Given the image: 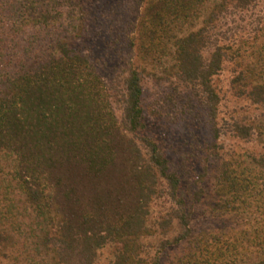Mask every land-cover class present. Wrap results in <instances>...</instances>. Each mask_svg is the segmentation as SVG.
<instances>
[{"label": "trees", "instance_id": "16d2710c", "mask_svg": "<svg viewBox=\"0 0 264 264\" xmlns=\"http://www.w3.org/2000/svg\"><path fill=\"white\" fill-rule=\"evenodd\" d=\"M140 1L131 47L213 112L208 153L219 173L210 214L236 227L194 231L180 177L153 140H136L146 128L140 70L126 81L120 117L114 81L73 47V29L60 28L77 10L64 12V2L82 8V0H0V246L29 264H94L114 245L113 264H148L143 239L160 233L168 237L149 264L166 254L168 264H264V119L220 123L213 83L231 61L238 96L264 108V25L255 39L216 33L227 14L264 0ZM222 137L258 139L263 150L231 151ZM161 200L172 206L152 220Z\"/></svg>", "mask_w": 264, "mask_h": 264}, {"label": "rangeland", "instance_id": "374dc122", "mask_svg": "<svg viewBox=\"0 0 264 264\" xmlns=\"http://www.w3.org/2000/svg\"><path fill=\"white\" fill-rule=\"evenodd\" d=\"M84 1V2H83ZM64 12L76 8L75 18L71 20L66 14L60 28L70 27L75 35L72 45L86 55L97 71L107 80L114 81L111 101L118 116L124 111L126 98V81L133 68L142 74L143 106L146 116V128L136 135V140L145 145L150 138L168 159L170 169L181 179V192L186 199V206L192 212V227L196 233L202 229L236 227L235 219L210 214L214 203L215 185L219 173V159L209 155L208 146L214 143L213 112L193 89L178 85L176 81L158 78L163 76L160 69L151 62L141 58L138 48L132 49V33L134 24L138 23V14L144 4L140 0H82V8L76 4L64 2ZM82 9H86L83 13ZM74 25V28L71 27ZM264 25V3L254 10L227 14L216 29L221 39L228 34L236 38H254L258 28ZM255 39V38H254ZM254 41V40H253ZM225 42V41H223ZM222 42V43H223ZM237 65L231 61L224 64L223 69L213 78L221 103L218 118L229 121L234 117L246 123L259 122L264 119V108L255 107L245 97H239L233 86L237 74ZM229 150L244 153L251 149L262 151V143L255 139L252 142L222 137ZM220 140V141H221ZM202 175V176H201ZM195 193H200L197 197ZM171 203L166 200L153 202L150 218L155 220L165 214ZM240 226L245 220L236 219ZM0 228L3 224H0ZM174 234L170 233L169 237ZM163 235L160 233L144 238L147 248L148 264L157 254ZM168 235L164 238H167ZM115 246L108 245L101 249L94 264H113ZM180 250H174L177 254ZM171 252V253H172ZM170 253V252H168ZM11 249L0 246V264H29L27 256L22 252L18 259ZM169 255L161 258L162 264H168Z\"/></svg>", "mask_w": 264, "mask_h": 264}]
</instances>
